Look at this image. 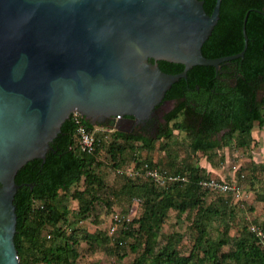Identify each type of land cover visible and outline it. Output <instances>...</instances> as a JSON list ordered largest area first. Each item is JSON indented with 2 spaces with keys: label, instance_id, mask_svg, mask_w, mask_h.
<instances>
[{
  "label": "water",
  "instance_id": "1",
  "mask_svg": "<svg viewBox=\"0 0 264 264\" xmlns=\"http://www.w3.org/2000/svg\"><path fill=\"white\" fill-rule=\"evenodd\" d=\"M203 0H0V264H18L14 194L19 167L45 158L62 122L149 117L170 85L208 57L201 46L219 15ZM259 11L264 13V6ZM181 62L163 71L158 60Z\"/></svg>",
  "mask_w": 264,
  "mask_h": 264
},
{
  "label": "trees",
  "instance_id": "2",
  "mask_svg": "<svg viewBox=\"0 0 264 264\" xmlns=\"http://www.w3.org/2000/svg\"><path fill=\"white\" fill-rule=\"evenodd\" d=\"M225 1L220 2L221 17L203 42L201 50L208 57L242 50L244 37L241 30L246 15L247 45L242 56L231 59L238 62L236 85H229L228 81L218 87L215 66L192 65L186 70L185 77H179L166 90L164 97L173 98L175 104L155 137L169 138L174 130H183L189 138V146L205 154L210 162L214 161L215 156L224 160L217 149L229 143L234 132L250 137L255 122L260 126L264 124V95L257 97V91L264 82V13L259 11L264 0H238L242 7L234 12L228 11ZM214 3L215 0H203L206 12H211ZM158 63L169 72H180L184 68L181 62L159 59ZM194 99L196 103L192 104L190 100ZM178 113L182 118L176 119ZM78 118L86 129L92 130L93 124L87 118L81 114ZM76 126L71 113L50 142L51 148L46 151L45 158L28 160L15 174L19 184L14 194L17 215L14 241L18 264L74 263L79 255V240L72 233L67 234L61 225H73L67 219L69 210L61 195L77 183H81L82 188L73 190L71 196L78 201L76 216L79 219L91 216L102 202L110 207L111 194L118 198L124 196L132 199L136 196L142 199L141 214L126 222L123 229L125 234L137 236L143 244L142 253L131 264H264V242L256 232L245 226L228 250L220 249L221 245L230 242L228 237L205 240L206 219L217 212L215 205H205L203 200L204 189L200 180L207 178V173L196 166L186 165L171 171L185 176V180L176 179L160 186L152 177L138 183L126 178L117 189L111 188V193L106 194L107 188L95 171L102 147L107 146L106 151L114 161L129 154L136 164H141L143 160H138L136 156L135 143L150 150L154 138L114 129L108 143L96 136L93 149L87 151L78 148ZM222 129L224 132L220 139L218 134ZM246 143L239 142L242 145ZM154 164L153 160H147L146 167L152 168ZM169 209H195L201 215V221L196 223L195 243L187 254L180 253L168 242L160 244L159 228ZM135 222L137 225L132 226ZM44 228H50L47 229L49 239L42 235ZM71 229L75 231L76 228ZM86 239L92 248L103 246L100 241L107 240L101 236L98 239L97 234H86ZM199 250L202 254L198 253Z\"/></svg>",
  "mask_w": 264,
  "mask_h": 264
},
{
  "label": "rangeland",
  "instance_id": "3",
  "mask_svg": "<svg viewBox=\"0 0 264 264\" xmlns=\"http://www.w3.org/2000/svg\"><path fill=\"white\" fill-rule=\"evenodd\" d=\"M74 113L80 114L78 111ZM179 118L178 116L176 119ZM114 129L117 128L113 124H93L92 132L95 137L102 138L103 142L108 143ZM257 131H264V124L260 126L255 122L250 137L234 132L231 141L217 149L219 155L224 156V160L215 156L212 162L205 154L196 152L189 146V138L183 130H174L169 138H154L153 147L150 150L136 142V156L139 157L138 160H143L141 164H136L133 156L129 154H124L115 161L112 160L106 151V146L101 149L95 171L107 188L105 193L110 194L111 188L117 189L126 178L137 183L146 178L151 179V176L146 173L149 168L146 167L147 160L155 162L152 168L157 170L160 177L153 180L160 186L176 180L169 177L176 175L171 172L175 168L186 165L196 166L201 172L207 173V178L202 180L217 178L231 186L229 189H218L211 188L205 183L201 184L204 189L205 205H215L217 208V212L206 219L205 240L228 237L230 242L221 245L220 248L228 250L245 226L253 232L259 231L258 237L264 242V146L262 150L260 149L264 141L259 137L253 138ZM241 141H247V143L239 144ZM253 154L257 155V161L249 165ZM182 177L183 179L180 180L186 179L185 176ZM81 188V183H77L61 195L62 201L69 210L67 219L73 224L64 226L65 223H61V225L67 234L72 233L79 240L77 244L79 255L73 264H131L133 259L142 253L143 244L137 236L135 238L134 235L125 234L123 229L126 222H130L141 214L142 199L136 196L132 199L124 196L118 198L111 194L110 207L102 202L97 206L98 214L95 211L91 216L79 219L76 216L78 201L72 198L71 192ZM200 221L201 215L195 209L183 211L169 209L159 228L160 244L168 242L180 253H189L197 235L196 223ZM136 225L135 222L132 226ZM72 227L76 228L75 231L71 229ZM47 229L50 228H44L42 235L49 239L50 234ZM86 234H97L98 239L101 236V238L106 237L107 240L100 241L103 246L92 248L86 239Z\"/></svg>",
  "mask_w": 264,
  "mask_h": 264
},
{
  "label": "flooded vegetation",
  "instance_id": "4",
  "mask_svg": "<svg viewBox=\"0 0 264 264\" xmlns=\"http://www.w3.org/2000/svg\"><path fill=\"white\" fill-rule=\"evenodd\" d=\"M225 6L228 7L229 12H234L235 10L241 9L242 4L238 0H226ZM263 6H264V4H263ZM220 11L221 10H220V6H219V15H218V19H217L215 24H217L219 22V18L221 17ZM245 16H244V18H245ZM214 25H213V27H214ZM241 31L243 33V30H241ZM245 31H246V29H245ZM158 65H159V63H158ZM215 68H216V85L218 87L224 85L228 81H229V85H233V86L236 85L237 81H236L235 77L238 73V62L226 60V61L219 63V65ZM163 71H166V70H163ZM166 72H169V71H166ZM172 73H176V72H172ZM262 84H263L262 88L257 91V97L258 98L262 97L264 95V82ZM165 93H166V91H165ZM165 93H164L161 101L156 105L154 112L149 117L143 118L142 120H136L135 122H131L129 124L125 123L122 130L126 131V132H131L133 134H140L142 136L155 138L158 135L160 129L163 127L164 123L167 121V114H168L169 110L175 104V101L173 98L164 97ZM217 96H219V94H217ZM195 100L196 99L190 100V102L192 104L193 103L195 104L196 103ZM217 102H219V98H217ZM263 110L264 109H262V111ZM178 116L182 118V115L180 113H178ZM223 132H224V129H222L218 134V137L220 139L222 138L221 135Z\"/></svg>",
  "mask_w": 264,
  "mask_h": 264
},
{
  "label": "built area",
  "instance_id": "5",
  "mask_svg": "<svg viewBox=\"0 0 264 264\" xmlns=\"http://www.w3.org/2000/svg\"><path fill=\"white\" fill-rule=\"evenodd\" d=\"M72 113H73V116L75 118V121L77 122L76 134H77L78 144H79L78 148L80 147V149H82V150L91 151L93 149V146H94L95 136H94L92 130L86 129V127L80 122V119L78 118L79 114L74 113V112H72ZM146 173L154 179H157L160 177L155 168H148ZM169 177H170V179H183V177L179 176V175L169 176ZM200 183L201 184L205 183V184L209 185L211 188L215 187L218 189H229L231 187L227 182L220 181L217 178H211L208 181L200 180ZM259 233H260L259 231H256L257 235Z\"/></svg>",
  "mask_w": 264,
  "mask_h": 264
},
{
  "label": "crops",
  "instance_id": "6",
  "mask_svg": "<svg viewBox=\"0 0 264 264\" xmlns=\"http://www.w3.org/2000/svg\"><path fill=\"white\" fill-rule=\"evenodd\" d=\"M252 136H253V134H252ZM257 138V137H259V138H261L262 139V141H264V131H257L256 132V136H253V138ZM264 143V142H263ZM263 146H264V144H262L261 146H260V149L262 150V148H263ZM257 157V155H255V154H253L251 157H250V159H252V162H250V164L249 165H253V164H255V161H257L256 158Z\"/></svg>",
  "mask_w": 264,
  "mask_h": 264
}]
</instances>
